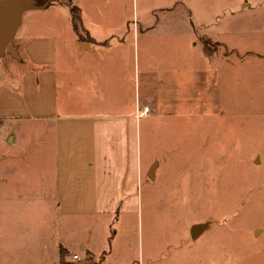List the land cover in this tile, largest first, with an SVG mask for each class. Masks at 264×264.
I'll list each match as a JSON object with an SVG mask.
<instances>
[{"label":"rangeland","instance_id":"374dc122","mask_svg":"<svg viewBox=\"0 0 264 264\" xmlns=\"http://www.w3.org/2000/svg\"><path fill=\"white\" fill-rule=\"evenodd\" d=\"M76 2L87 8L85 19ZM29 4L19 30L68 32L77 7L84 40H109L90 28L117 33L116 45L123 38L112 100L118 112L136 110L138 153L148 165L132 198L139 211L112 217L113 264H264V0ZM251 8L262 12L244 13ZM193 36L190 56L185 42ZM158 46L174 63L181 49L182 71L174 90L157 98L147 92V66ZM17 52L1 54L0 64L16 69L19 55L27 60ZM8 213L0 217H11L12 204ZM78 253L81 264H99L91 252Z\"/></svg>","mask_w":264,"mask_h":264},{"label":"crops","instance_id":"0c3cea01","mask_svg":"<svg viewBox=\"0 0 264 264\" xmlns=\"http://www.w3.org/2000/svg\"><path fill=\"white\" fill-rule=\"evenodd\" d=\"M90 29L109 40H84L74 28L18 30L14 45L27 60L0 64V212L12 204L11 217H0V264H57L71 252L113 264L112 217L139 211L132 198L148 165L137 148L141 120L112 100L123 38L116 45L117 33ZM196 39L185 42L190 56ZM179 51L176 63L159 46L148 55L149 94L174 90ZM128 63L135 70L130 50Z\"/></svg>","mask_w":264,"mask_h":264},{"label":"water","instance_id":"95a60500","mask_svg":"<svg viewBox=\"0 0 264 264\" xmlns=\"http://www.w3.org/2000/svg\"><path fill=\"white\" fill-rule=\"evenodd\" d=\"M30 1L0 0V55L6 51L16 54L15 37L26 7H33L29 4Z\"/></svg>","mask_w":264,"mask_h":264},{"label":"trees","instance_id":"16d2710c","mask_svg":"<svg viewBox=\"0 0 264 264\" xmlns=\"http://www.w3.org/2000/svg\"><path fill=\"white\" fill-rule=\"evenodd\" d=\"M80 20H81L80 11L77 7H74L72 11V25H73L75 32L78 35H81Z\"/></svg>","mask_w":264,"mask_h":264},{"label":"built area","instance_id":"2783aa9c","mask_svg":"<svg viewBox=\"0 0 264 264\" xmlns=\"http://www.w3.org/2000/svg\"><path fill=\"white\" fill-rule=\"evenodd\" d=\"M82 260H83L82 256L79 253L75 252L71 254L66 264H81Z\"/></svg>","mask_w":264,"mask_h":264}]
</instances>
